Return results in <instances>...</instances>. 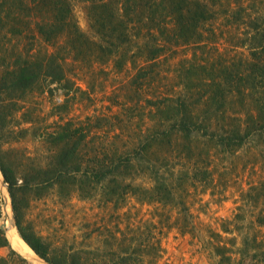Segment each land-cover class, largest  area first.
<instances>
[{"label": "rangeland", "instance_id": "obj_1", "mask_svg": "<svg viewBox=\"0 0 264 264\" xmlns=\"http://www.w3.org/2000/svg\"><path fill=\"white\" fill-rule=\"evenodd\" d=\"M210 2L216 4L217 17L210 30L204 29L203 41L168 43L156 33L154 38L164 43L166 50L150 61L156 62L145 70L146 77L140 81L136 79L140 68L150 63L145 48L154 42L148 33L154 24H131L135 43L117 56H110L98 49V44L107 43L108 36L93 22L94 9L88 0H71L76 23L89 40L78 52L69 48L67 35L59 40L58 49L44 42L33 29L14 40L24 51L57 49L68 80L43 81L22 102L23 108L14 111L6 143L14 167L23 173L51 161L53 147L42 135L68 121L91 127L87 152L101 146L132 147L159 127L160 116L150 102L156 96L201 99L197 104L199 117L216 118L218 134L244 122L246 112L258 105L260 88L242 85L240 93L228 92L226 97H218L217 104L206 106L212 88L204 83L212 66L239 64L246 57L248 50L243 43L252 33L250 17L264 12V0ZM134 52L135 61L130 59ZM5 57L6 52L0 50V80ZM192 63L204 65L206 70L196 67L189 74L187 69ZM6 94L0 90V103ZM152 139L147 142L150 148L144 153L146 158L137 162L127 178L142 187L138 194L130 193L125 200L112 203L105 200L104 189L99 186L90 197L70 187L60 194L56 188L41 189L29 196L27 231L42 236L53 256L76 253L95 264L127 251L137 252V264H264L261 254L255 256L257 250L264 249V224L258 221L264 214V128L236 147L216 145L204 136L190 142L181 139L172 145ZM151 167L160 170L174 196L157 200L151 194L155 186ZM194 168H207L209 180L201 182ZM124 179L121 176V181ZM0 195V227L11 217L17 230L2 172ZM3 229L7 235V227ZM7 237L10 246L0 248V255L11 256L7 264H37L15 249ZM11 249L26 261L12 254Z\"/></svg>", "mask_w": 264, "mask_h": 264}, {"label": "trees", "instance_id": "obj_2", "mask_svg": "<svg viewBox=\"0 0 264 264\" xmlns=\"http://www.w3.org/2000/svg\"><path fill=\"white\" fill-rule=\"evenodd\" d=\"M88 1L94 9L91 14L93 22L101 28V33L108 36L107 43L98 44V49L108 52L110 56H117L116 54L127 50L135 43L136 35H132L129 29L131 24L136 25L138 22L145 21L154 24V27L148 29L154 42L147 44L145 48L147 51L145 58H149V62L158 58L166 50V45L154 38L156 33L168 43H200L204 38V29L209 28L217 17V9L214 7L216 4L213 5L210 0ZM249 25L252 33L243 43L248 50L246 57L239 64L221 63L218 67L212 66L210 68L212 71L206 75L207 79L204 83L212 88V96H207L208 99L205 100L206 106L217 104L218 97L222 99L228 92L240 93L242 85L260 88L262 93L258 105L246 112L247 117L244 122L232 127L229 131L224 127V133L218 134L215 132L216 118L200 119L199 117L198 108L201 99L193 101L182 95L156 96L150 99V102L160 116L159 127H154L150 136L139 142L136 141L132 147L111 149L101 146L87 152L86 146L92 139L89 135L92 132L91 127L68 121L56 130L46 131L42 135L43 140L53 147L52 160L46 165L20 173L11 161V148L6 147L10 118L14 111L23 108L22 102L27 101V97L43 81L50 83L68 81L63 64L56 54L61 46L59 42L61 38L67 35V39H70L67 40L69 48L77 52L81 50L83 43L89 40L76 23L71 0H0V50L3 49L6 52V64L4 63L5 70L0 80V90L7 93L6 98L0 103V170L8 184L17 230L41 258L49 264H95L76 253L53 256L50 245L43 240L42 236H36L27 231L25 216L31 194L48 188H56L60 194L63 189L70 187L81 195L90 197L99 186L104 189L105 200L115 203L121 199L125 200L130 193L136 195L142 190L140 185L127 181V178L137 162L146 158L144 153L147 154L149 151L150 144L147 142H151V138H154L153 142L166 140L169 145H172L181 139L190 142L194 138L204 136L214 140L216 145L236 147L244 144L255 131L263 130L264 12H258L254 17H250ZM29 29L35 30L44 42L52 44L57 49L38 51L32 48L24 51L16 46L13 43L14 40L23 38ZM133 54L135 55L130 59L133 58L131 60L135 61L137 52ZM154 62L156 61L142 66L136 79L143 80L147 74L145 70L152 67ZM196 67L206 70L204 65L192 63L187 73H193ZM22 113L24 115L25 111ZM20 131L25 132L26 129ZM149 170L155 180L151 194L157 200L174 196V193L166 186L160 170L156 167H151ZM193 170L201 182L209 180L207 168ZM121 176L125 178L123 181ZM1 215L0 195V217ZM258 221L264 224V214ZM9 246V239L4 229L0 227V248ZM256 252L258 253L255 256L261 254L264 257V249ZM11 253L17 255L22 261H26L15 250L11 249ZM115 254L116 258L107 259L102 264H137L136 251ZM10 257V255H0V264H7L11 260Z\"/></svg>", "mask_w": 264, "mask_h": 264}, {"label": "bare ground", "instance_id": "obj_3", "mask_svg": "<svg viewBox=\"0 0 264 264\" xmlns=\"http://www.w3.org/2000/svg\"><path fill=\"white\" fill-rule=\"evenodd\" d=\"M0 177H1V172H0ZM11 206V205H10ZM11 208V207H10ZM7 211H9V206L7 208ZM7 214V213H6ZM8 216V215H7ZM10 216V215H9ZM7 235L10 238V243L17 249L20 253L23 255L27 256L31 261H34L37 264H44L33 252V250L23 241L21 236L18 234L13 221L11 217H8L7 220Z\"/></svg>", "mask_w": 264, "mask_h": 264}, {"label": "water", "instance_id": "obj_4", "mask_svg": "<svg viewBox=\"0 0 264 264\" xmlns=\"http://www.w3.org/2000/svg\"><path fill=\"white\" fill-rule=\"evenodd\" d=\"M3 228H6L7 227V222L5 221L4 223H2L1 225Z\"/></svg>", "mask_w": 264, "mask_h": 264}]
</instances>
